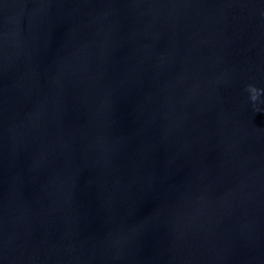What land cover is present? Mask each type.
Instances as JSON below:
<instances>
[{
	"label": "water",
	"instance_id": "water-1",
	"mask_svg": "<svg viewBox=\"0 0 264 264\" xmlns=\"http://www.w3.org/2000/svg\"><path fill=\"white\" fill-rule=\"evenodd\" d=\"M264 0H0V264H264Z\"/></svg>",
	"mask_w": 264,
	"mask_h": 264
},
{
	"label": "clouds",
	"instance_id": "clouds-1",
	"mask_svg": "<svg viewBox=\"0 0 264 264\" xmlns=\"http://www.w3.org/2000/svg\"><path fill=\"white\" fill-rule=\"evenodd\" d=\"M247 90L250 93V99L253 102L257 101L261 93L264 92V90L257 89L256 87L252 85H249Z\"/></svg>",
	"mask_w": 264,
	"mask_h": 264
}]
</instances>
